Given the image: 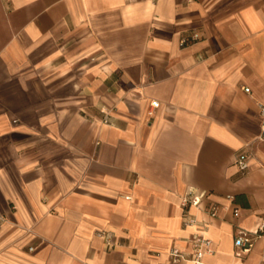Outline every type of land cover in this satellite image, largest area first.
<instances>
[{"label": "crops", "instance_id": "obj_1", "mask_svg": "<svg viewBox=\"0 0 264 264\" xmlns=\"http://www.w3.org/2000/svg\"><path fill=\"white\" fill-rule=\"evenodd\" d=\"M259 105L264 0H0V264H264Z\"/></svg>", "mask_w": 264, "mask_h": 264}, {"label": "built area", "instance_id": "obj_2", "mask_svg": "<svg viewBox=\"0 0 264 264\" xmlns=\"http://www.w3.org/2000/svg\"><path fill=\"white\" fill-rule=\"evenodd\" d=\"M197 39H198V35L192 32L189 35L182 37L180 39V45H186L192 43ZM245 90L248 91V88H245ZM158 104L159 103L157 101H151V106L153 107H157ZM259 111L262 117L261 137L262 139H264V105H259ZM103 121L106 122L107 119H104ZM234 164L240 171L247 172L249 168V160L247 153L239 152L235 157ZM227 197L229 199L233 198L232 195H227ZM204 198H205V193L198 191L194 188H189L187 189V191L183 193V195L181 196V205L183 207L184 224H192L195 222V219H193L192 217H190V215L187 214L188 208L190 206H199ZM210 213L211 214L216 213L215 206H212L210 208ZM261 232H264V220H262L257 225L255 230L238 231V234L235 237V241H234L235 245L240 246L243 250H248L253 245L254 239L257 236H259ZM110 244H111L110 240L107 239V245ZM212 253H213L212 241L211 239L204 236H198L192 240V248L191 251L188 253L184 252L183 250L175 246L171 247L167 251V255L172 263L187 261L190 264H204L203 261L204 256Z\"/></svg>", "mask_w": 264, "mask_h": 264}]
</instances>
